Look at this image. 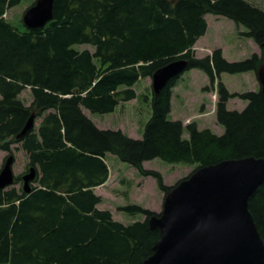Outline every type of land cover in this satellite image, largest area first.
<instances>
[{
	"label": "trees",
	"instance_id": "16d2710c",
	"mask_svg": "<svg viewBox=\"0 0 264 264\" xmlns=\"http://www.w3.org/2000/svg\"><path fill=\"white\" fill-rule=\"evenodd\" d=\"M21 1L0 0V149L13 154L12 144H21L27 171L35 167L37 173L30 192L17 188L21 175L0 188V264H146L160 237L148 221L158 213L140 204L121 206L145 216L127 225L98 208L103 198L95 188L110 176L107 157L113 154L142 176L154 177L165 196L172 186L160 171L145 168V161L161 158L198 168L264 157V94L231 92L221 80L223 73L256 71L263 61L264 9L249 0H55L53 19L33 29L5 17ZM207 14L246 27L244 34L262 54L229 61L216 48L197 57L194 46L208 30ZM79 44L94 51L79 50ZM177 58L188 60L186 70L206 73V90L217 88L222 134L168 117L181 75L152 93L141 138L100 128L85 112L114 111L136 98L133 86L140 79ZM27 88L29 105L20 97ZM234 97L248 102L244 109L228 108ZM33 114L40 123L17 139ZM249 207L264 238V183Z\"/></svg>",
	"mask_w": 264,
	"mask_h": 264
},
{
	"label": "water",
	"instance_id": "95a60500",
	"mask_svg": "<svg viewBox=\"0 0 264 264\" xmlns=\"http://www.w3.org/2000/svg\"><path fill=\"white\" fill-rule=\"evenodd\" d=\"M55 0H35L24 13L27 28H41L53 19ZM186 58H177L152 75L153 90L160 92L171 79L188 67ZM264 94V59L256 69ZM33 114L21 139L34 127ZM15 156L10 154L0 170V188L15 183ZM37 170L23 175V188L31 190ZM264 183V157L231 158L200 166L172 186L163 210L149 218L151 229L160 237L146 264H264V238L250 210V199Z\"/></svg>",
	"mask_w": 264,
	"mask_h": 264
},
{
	"label": "rangeland",
	"instance_id": "374dc122",
	"mask_svg": "<svg viewBox=\"0 0 264 264\" xmlns=\"http://www.w3.org/2000/svg\"><path fill=\"white\" fill-rule=\"evenodd\" d=\"M35 0H22L18 5L7 10L5 16L8 21L17 27L23 28V16ZM264 9V0H249ZM208 30L205 35L200 37L194 46L195 55L204 57L211 54L214 49L221 48L224 56L229 61H237L250 57L253 53L262 54L261 47L244 32L246 27L236 25L232 20L207 14ZM79 50L94 47L89 44L75 45ZM205 72L200 69L192 68L186 70L173 88L172 109L168 117L170 119H181L185 124L196 121L200 129L210 128L217 134L224 132L216 117V105L219 100L217 88L206 90L209 79ZM221 80L226 84L231 92H244L247 90H259L261 85L255 71L242 73H223ZM152 77L140 79L133 88L136 90V98L121 102L114 111L108 113L85 112L100 128L121 129L134 138H141L144 125L149 120L152 112L151 98L153 91ZM126 88L121 85L120 89ZM149 96L146 99V96ZM21 99L29 105L32 102L31 89H25ZM247 101L234 97L228 101L229 109L242 110ZM41 118L36 119V126ZM184 137L188 138L185 133ZM15 161L13 169L16 175L27 173L29 163L28 155L21 148V144H12ZM10 152L0 149V170L3 168ZM107 163L110 166V180L105 188L99 190L102 202L100 209H108L113 217L124 223L132 224L136 221L145 219L143 214H130L120 210L121 206L127 204H140L146 208L161 212L163 210L165 195L160 191L154 177H147L143 184H139L140 174L138 170L121 161L113 154H109ZM147 169H156L163 175L167 185L174 186L182 179L189 176L196 165L183 162L170 163L161 158H155L144 162ZM22 181L16 184L17 188L22 187Z\"/></svg>",
	"mask_w": 264,
	"mask_h": 264
},
{
	"label": "crops",
	"instance_id": "0c3cea01",
	"mask_svg": "<svg viewBox=\"0 0 264 264\" xmlns=\"http://www.w3.org/2000/svg\"><path fill=\"white\" fill-rule=\"evenodd\" d=\"M207 81H208V79H207ZM145 178H147V177H143V176L140 175V177H139V180H140L139 184H143V182L145 181ZM109 180H110V178L108 179V181H107L105 184L96 187V188H95V192H96L97 194L101 195V194L99 193V190L102 189V188H105L106 185H107V183L109 182ZM103 199H104V198H103ZM100 206H101V205L98 204V207H100Z\"/></svg>",
	"mask_w": 264,
	"mask_h": 264
}]
</instances>
